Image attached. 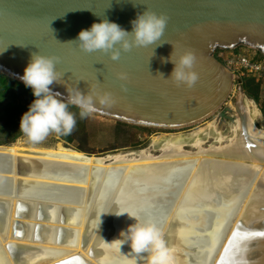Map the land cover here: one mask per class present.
<instances>
[{
  "label": "water",
  "instance_id": "obj_1",
  "mask_svg": "<svg viewBox=\"0 0 264 264\" xmlns=\"http://www.w3.org/2000/svg\"><path fill=\"white\" fill-rule=\"evenodd\" d=\"M145 8L168 17L164 35L157 44L122 52L120 59L113 61L100 52L86 53L75 43H66L76 40L82 29H89L94 22H100L104 18L131 32L130 21ZM158 44L163 45L157 47ZM240 47L250 48L264 56V0H0V72L2 74L24 84L20 77L30 62L32 53L58 56L60 63L56 67L63 74V78L61 84L50 86L54 92L66 97L65 86L78 87L84 93H87L91 86L96 93L103 94L104 91H109L115 98L112 107L106 108L97 104L96 111L92 114L134 126L157 129L191 127L213 115H217L220 124L225 121L235 124L239 116L244 137L252 145L254 142L250 140V134L246 131L248 114L243 113L238 105L235 109L227 106L235 84L240 86L243 94V82L216 57L218 51L235 50ZM173 48L177 53L185 49H191L196 53L195 71L199 74V80L194 87H177L171 80L166 79L170 76L174 65L163 61L170 57ZM119 72L127 73L128 80H118L116 74ZM122 83L125 84L127 91L121 90ZM253 124L259 129L255 122ZM0 148L4 150L6 146ZM15 161H17V171L23 170L24 175L30 172L29 164L18 161L14 154L7 150L0 151V212L8 214L13 210L19 219H32L39 213L46 218L50 215L56 225L71 224L69 221L74 216L71 215L68 221L64 220L60 212L65 209L60 206H51L50 213L46 214L44 210L47 205L43 203L32 205L35 208L31 211L32 215H28L29 202L18 200L23 197H18L16 194L13 173ZM231 161L237 164L251 163L238 157L231 158ZM194 166V163L191 164L185 179L174 176L172 182L183 188L182 184ZM125 170L124 167L116 168L108 173L120 172L122 178ZM91 171L94 173L96 170ZM105 173L99 172L100 180L106 177ZM129 175L132 173L127 174L122 180L123 185L122 182L116 184L118 187L111 193L107 191L109 187L105 180L95 182L92 186L94 196L101 188L100 199L103 202L102 206L104 204L106 206L107 201L114 194L119 197L120 191L130 192L128 195L135 198L131 199L133 204H127V207L134 209L139 216H150L151 204L141 199L146 188L144 186L140 188ZM28 181L22 182L23 195H26L30 187ZM5 197L16 198L17 202L14 203L12 199ZM180 207V210L185 211L184 205ZM240 207L241 204L232 210V216L225 221V227L215 238V240L219 239L217 243H221L227 236L229 225ZM215 216L214 213H208V225L195 232L191 237L194 239H188L193 241L191 245L195 243L191 247L193 255H201L203 252L208 254L209 248L206 246H210L212 242L210 233ZM7 218L5 224L10 216ZM42 220H45L41 221L44 223L48 221ZM22 223L23 221H15L14 225L17 227ZM261 227L264 229V226ZM38 229H44V226ZM242 230L249 231L238 223L219 254L216 264L228 263L227 255L233 245L235 246V241L240 237ZM67 231L66 228L58 229L59 241L64 239L61 234ZM253 231L251 230V234ZM234 233L239 235L234 236ZM206 253L203 257L195 256L194 264L206 262L210 256Z\"/></svg>",
  "mask_w": 264,
  "mask_h": 264
},
{
  "label": "bare ground",
  "instance_id": "obj_2",
  "mask_svg": "<svg viewBox=\"0 0 264 264\" xmlns=\"http://www.w3.org/2000/svg\"><path fill=\"white\" fill-rule=\"evenodd\" d=\"M238 106L248 114L246 131L254 142L252 145L244 137L242 122L237 116L236 137L224 146L208 150L202 147L201 140H197L194 144L196 153L185 151L180 137L174 136L166 142L159 157H153L145 150L137 156L119 154L99 158L64 149L61 145L57 151L25 148L19 144L6 147L4 150L31 167L30 172L24 175L23 170L17 171V161L13 164L16 194L23 197L18 200L29 202L28 215L31 216L35 208L32 205L43 203L47 205L46 210L43 209L46 214L50 213L51 206H60L65 209L60 212L64 220H70L71 215L74 217L69 221L71 224L64 226L56 225L50 215L46 218L38 213L32 219H19L13 210L8 214L0 212V264H149V254L138 256L131 253L128 244L120 247L117 241L121 239L120 232L136 220L141 224L154 223L158 227L170 250L172 264H194L195 256L199 254L191 253L195 243L191 245L193 241L189 240L194 239L191 237L195 232L208 225V213L216 216L210 233L212 244L206 246L208 254L203 252L199 255L203 257L206 253L210 256L202 264H216L238 223L249 231L242 230L227 255V264H236L241 257L248 264H264V236L255 235L264 233L261 229L264 226V130L255 128L242 94ZM3 148L0 151H4ZM234 157L251 163H234L231 161ZM193 163L195 166L190 175L187 174L183 188L174 184L172 177L184 178ZM123 167L126 170L122 178L120 172L108 173ZM93 169L96 170L94 173ZM101 171L106 172V177L100 180L98 174ZM131 173L129 176L137 185L146 188L141 199L151 204L150 216H139L134 209L127 207L135 198L128 195L130 192L120 191L119 197L114 194L106 206H102L100 199L101 188L94 196L92 186L95 182L105 180L109 187L106 186L107 191L111 193L118 183L123 185L122 180ZM25 181L30 182V187L23 195L21 186ZM5 198L17 202L16 198ZM240 204V210L227 227V236L217 243L219 239L215 238L225 227V221ZM181 205L185 211L180 210ZM115 213L124 214L117 216ZM8 215L10 219L5 224ZM42 219L50 222H41L45 221ZM15 221L23 223L16 227ZM41 226L44 229H38ZM62 228L68 231L61 234L64 239L59 241L57 231ZM251 230H254L252 234ZM244 236L247 238L242 240ZM245 246L247 250L241 251Z\"/></svg>",
  "mask_w": 264,
  "mask_h": 264
},
{
  "label": "clouds",
  "instance_id": "obj_3",
  "mask_svg": "<svg viewBox=\"0 0 264 264\" xmlns=\"http://www.w3.org/2000/svg\"><path fill=\"white\" fill-rule=\"evenodd\" d=\"M130 23L131 32L104 18L100 22H94L89 29H82L76 40L66 43H75L83 52H100L117 61L122 52L157 44L164 35L168 17L145 8L142 13H137L136 18ZM161 45L163 44H158L157 47ZM163 62H171L174 65L170 76L166 79L171 80L177 87L192 88L199 80V74L195 71L197 56L193 50L185 49L177 53L173 48L170 57ZM59 63L58 56L32 53L31 60L20 77L24 85L31 88L35 97L19 123L20 133L30 142H43L50 133L71 135L76 127L77 118L76 114L69 110L70 106L78 108L79 118L85 119L96 111L97 104L106 108L115 104L111 92L104 91L103 94H99L93 91L91 86L87 93L82 92L78 87L65 86L66 97L54 92L50 86L61 84L63 78V74L56 67ZM160 74L163 76L162 73ZM116 77L120 81L128 80V75L124 72L117 73ZM120 87L122 91H127L124 83ZM115 214L119 216L124 213ZM120 237L121 239L117 240L120 242V247L128 244L131 253L138 256L149 254V264H172L170 250L154 223L141 224L136 220V223L120 232Z\"/></svg>",
  "mask_w": 264,
  "mask_h": 264
},
{
  "label": "rangeland",
  "instance_id": "obj_4",
  "mask_svg": "<svg viewBox=\"0 0 264 264\" xmlns=\"http://www.w3.org/2000/svg\"><path fill=\"white\" fill-rule=\"evenodd\" d=\"M244 52H251L248 49H239ZM228 54L234 51H227ZM247 78V79H246ZM250 77H244L248 80ZM243 79V81H244ZM243 94L239 85L235 84L234 90L227 102V106L235 109L241 101V94L247 107L250 109L251 117L254 119L256 126L264 130L262 124L263 112L261 102L264 101V88L260 89V103L256 102L244 90ZM245 104V103H244ZM76 114L77 124L72 132L73 142L64 141L56 133H50L48 137L40 143H33L24 135L15 143L6 147L20 145L25 148H34L42 150L57 151L61 145L64 149L90 156L105 158L113 155H131L137 156L142 151H149L153 157H159L166 142L171 137H180L183 142L184 150L196 153L194 146L197 140L203 142V148L224 146L230 140L237 136L235 124L225 121L220 124L217 115H213L206 121L191 127L179 129H157L134 126L122 122L91 114L85 119L79 118V112L70 110ZM223 138L222 143H220ZM203 157V156H202ZM135 158V157H131Z\"/></svg>",
  "mask_w": 264,
  "mask_h": 264
},
{
  "label": "trees",
  "instance_id": "obj_5",
  "mask_svg": "<svg viewBox=\"0 0 264 264\" xmlns=\"http://www.w3.org/2000/svg\"><path fill=\"white\" fill-rule=\"evenodd\" d=\"M246 79L243 81L244 90L250 98L260 103L259 84H256L251 78ZM34 99L31 88L0 72V146L13 144L24 136L19 131L20 119L28 111ZM260 104L263 112L261 125L264 127V101ZM69 110L79 112V109L74 106H70ZM59 136L68 143L73 142L72 135Z\"/></svg>",
  "mask_w": 264,
  "mask_h": 264
},
{
  "label": "built area",
  "instance_id": "obj_6",
  "mask_svg": "<svg viewBox=\"0 0 264 264\" xmlns=\"http://www.w3.org/2000/svg\"><path fill=\"white\" fill-rule=\"evenodd\" d=\"M239 49H248L251 52H244ZM232 51L234 52L229 54L227 51H218L216 57L233 74L241 78L242 82L244 77H250L256 84H259L262 90L264 88V56L247 47H240Z\"/></svg>",
  "mask_w": 264,
  "mask_h": 264
},
{
  "label": "snow or ice",
  "instance_id": "obj_7",
  "mask_svg": "<svg viewBox=\"0 0 264 264\" xmlns=\"http://www.w3.org/2000/svg\"><path fill=\"white\" fill-rule=\"evenodd\" d=\"M237 235H239V234L234 233V236H237ZM255 235L264 236V233H255ZM246 238H247V236L241 237L242 240L246 239ZM246 250H247L246 246L243 249H241V251H246ZM236 264H248V262L246 260H244L243 257H241L238 261H236Z\"/></svg>",
  "mask_w": 264,
  "mask_h": 264
}]
</instances>
